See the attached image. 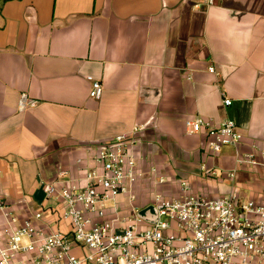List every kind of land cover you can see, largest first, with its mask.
Returning a JSON list of instances; mask_svg holds the SVG:
<instances>
[{"label": "crops", "instance_id": "obj_1", "mask_svg": "<svg viewBox=\"0 0 264 264\" xmlns=\"http://www.w3.org/2000/svg\"><path fill=\"white\" fill-rule=\"evenodd\" d=\"M198 1L0 0V197L22 219L42 212V224L69 231L41 181L59 169L83 177L99 145L137 126L140 211L156 193L181 196L182 181L194 195L264 203V169L236 161L264 150V0ZM23 93L39 104L20 113ZM196 117L234 120L242 143L212 158L203 136L186 133Z\"/></svg>", "mask_w": 264, "mask_h": 264}, {"label": "built area", "instance_id": "obj_2", "mask_svg": "<svg viewBox=\"0 0 264 264\" xmlns=\"http://www.w3.org/2000/svg\"><path fill=\"white\" fill-rule=\"evenodd\" d=\"M216 3L199 0L196 7ZM209 72L216 74L213 66ZM90 82L91 98L101 100L102 83ZM223 103L227 107L232 101L223 94ZM38 104L23 93L18 111ZM142 129L137 126L131 134L99 145L83 177L69 179V171L59 169L55 180L41 181L47 199L62 203L60 220L69 224L67 232L42 224V212L22 219L0 197V264H264V203L254 199L198 196L182 181L181 196L156 193L153 198L158 223L144 222L135 205L145 174L137 153ZM186 133L203 136L212 158L238 147L244 138L231 119L215 123L196 117L186 122ZM236 161L242 168L264 169V150L254 145L252 151L238 153ZM208 173L216 176L218 171ZM150 174L156 177V168ZM154 182L163 184L165 178ZM120 197L127 199L126 209Z\"/></svg>", "mask_w": 264, "mask_h": 264}, {"label": "rangeland", "instance_id": "obj_3", "mask_svg": "<svg viewBox=\"0 0 264 264\" xmlns=\"http://www.w3.org/2000/svg\"><path fill=\"white\" fill-rule=\"evenodd\" d=\"M220 197H224L223 195ZM153 207V213L151 214V217L149 219H143L145 223L148 225H156L159 221L158 219V213L154 205H150Z\"/></svg>", "mask_w": 264, "mask_h": 264}, {"label": "water", "instance_id": "obj_4", "mask_svg": "<svg viewBox=\"0 0 264 264\" xmlns=\"http://www.w3.org/2000/svg\"><path fill=\"white\" fill-rule=\"evenodd\" d=\"M153 213V207L152 206H149V207H146L144 209H142L140 212H139V216L142 218V219H149L151 217V214Z\"/></svg>", "mask_w": 264, "mask_h": 264}]
</instances>
